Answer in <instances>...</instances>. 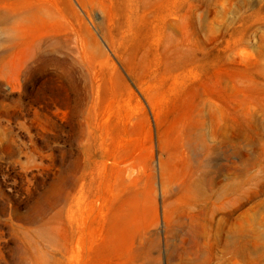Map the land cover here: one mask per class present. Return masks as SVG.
<instances>
[{
	"label": "rangeland",
	"instance_id": "obj_1",
	"mask_svg": "<svg viewBox=\"0 0 264 264\" xmlns=\"http://www.w3.org/2000/svg\"><path fill=\"white\" fill-rule=\"evenodd\" d=\"M0 264H264V0H0Z\"/></svg>",
	"mask_w": 264,
	"mask_h": 264
},
{
	"label": "bare ground",
	"instance_id": "obj_2",
	"mask_svg": "<svg viewBox=\"0 0 264 264\" xmlns=\"http://www.w3.org/2000/svg\"><path fill=\"white\" fill-rule=\"evenodd\" d=\"M205 184L208 185L209 184V180H205ZM200 197H202V201L200 202V214L203 215L205 212V207L207 205V199L209 198V191H208V187L205 186V189L201 192ZM195 255V254H194Z\"/></svg>",
	"mask_w": 264,
	"mask_h": 264
}]
</instances>
